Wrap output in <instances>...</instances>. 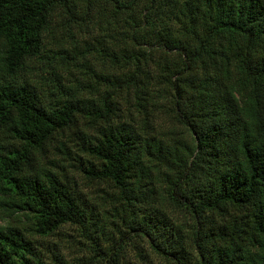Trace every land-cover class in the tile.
<instances>
[{"label": "trees", "instance_id": "trees-1", "mask_svg": "<svg viewBox=\"0 0 264 264\" xmlns=\"http://www.w3.org/2000/svg\"><path fill=\"white\" fill-rule=\"evenodd\" d=\"M94 1L0 0V206L5 214L28 212L32 229L42 236L66 224L95 235L103 230L101 211L57 176L55 163L45 166L40 158L53 140L66 147L61 139L66 131L85 122L73 133L80 172L118 189L127 209L133 208L123 222L151 252L171 264H191L190 243L196 264H264V0H104L127 11L143 4L140 19L129 17L126 45L115 59L134 70L121 80L98 75L104 88L96 98L64 88L54 72L47 93L51 101L45 103L42 89L19 75L34 70L45 80L38 58L55 13L73 14L78 4ZM154 49L160 52L159 71L157 82H150L146 64ZM58 50V56L67 53L62 45ZM140 74L149 88L139 84ZM123 82L135 86L136 112L128 110L121 120ZM163 99L190 143L170 145L157 131ZM156 200L159 208L151 205ZM165 201L189 215L190 229L183 232L167 217ZM135 210L141 214L137 220ZM95 235L89 236L94 255L118 264L121 244L114 242L106 253ZM0 264L43 262L22 229L0 226Z\"/></svg>", "mask_w": 264, "mask_h": 264}, {"label": "rangeland", "instance_id": "rangeland-1", "mask_svg": "<svg viewBox=\"0 0 264 264\" xmlns=\"http://www.w3.org/2000/svg\"><path fill=\"white\" fill-rule=\"evenodd\" d=\"M114 3L104 0H96L90 4H78L73 14L57 11L51 20L48 30L44 34V49L39 59L40 74L46 77L42 80L35 74L21 72L20 80L27 79L31 83L38 85L45 93L43 100L45 103L51 101L48 96V90L53 89L51 83L54 80V72L61 75L64 88L66 85L74 87L75 93L88 98H96L100 90L104 88L102 82L97 78L98 75H115L121 80L128 76L134 70L133 65L124 68L122 64H118L115 59L121 46H125V35L127 21L129 17L136 20L144 15L143 4L136 10L129 12L126 9H117ZM90 7V10H87ZM141 15V16H140ZM59 45L67 48V53L61 56L56 55ZM75 46L77 52H72ZM107 52L113 54L115 58H110ZM152 60L148 62L149 69L152 73L150 82H157L158 60L160 52L152 50ZM171 61L174 56L172 53L167 55ZM162 58V57H161ZM36 59H31L33 65ZM143 66L144 63H143ZM38 71V70H36ZM153 77V78H152ZM139 84H146L149 88L150 84L144 78L143 74L138 77ZM104 83V82H103ZM135 86L127 87L124 82L122 89H119L120 95L118 101L122 106V119L127 117V111L135 113ZM162 111L159 113L157 120V131L164 135L165 140L170 145L180 147V144L190 143L191 137L181 124L171 117L168 111V100H161ZM167 104V105H166ZM87 121V120H86ZM85 128V122L81 123L78 129L72 127L66 131L63 138L66 147L58 146V142L53 140L49 145L47 152L41 158V162L45 166L55 163L53 170L69 186L75 188V192L89 205H93L98 213V223L102 225L103 230L100 233L85 231L77 225L66 224L58 228L52 234L42 236L37 234L33 228L32 216L28 212L17 211L13 215L5 214V210L0 206V226L2 227H18L31 239L34 250L38 258L43 264H109L106 256L96 257L92 249V243L89 239L90 235H95L99 246L106 253L109 252L111 245L117 241L121 244L118 253V264H171L170 260L151 252L148 243L141 236H136L134 231L127 227V222L132 216L127 203L119 197L118 189L105 181L93 180L86 177L80 172L76 154L79 153L77 148L79 143L74 139V131ZM155 134V133H152ZM65 149V150H64ZM167 204V202L165 201ZM153 208L160 207V203L156 200L151 204ZM168 205V204H167ZM126 208V215L122 210ZM167 217L173 218L175 222H179L184 229H190L192 220L183 210L171 208L168 205ZM141 214L134 211V219L140 218ZM187 231V230H186ZM190 263L196 264L197 255L191 250L188 244ZM140 252L142 258H139ZM146 253V256L144 255Z\"/></svg>", "mask_w": 264, "mask_h": 264}]
</instances>
